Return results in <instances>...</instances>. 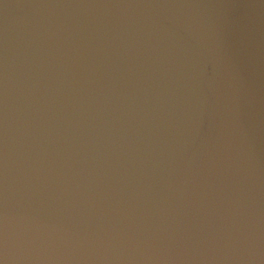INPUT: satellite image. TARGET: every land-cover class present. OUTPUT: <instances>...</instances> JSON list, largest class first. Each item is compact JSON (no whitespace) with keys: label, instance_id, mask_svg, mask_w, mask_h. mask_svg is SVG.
<instances>
[{"label":"water","instance_id":"water-1","mask_svg":"<svg viewBox=\"0 0 264 264\" xmlns=\"http://www.w3.org/2000/svg\"><path fill=\"white\" fill-rule=\"evenodd\" d=\"M0 264H264V0H0Z\"/></svg>","mask_w":264,"mask_h":264}]
</instances>
